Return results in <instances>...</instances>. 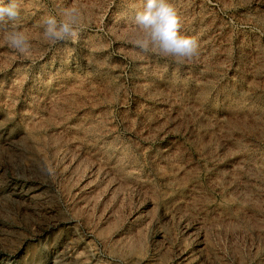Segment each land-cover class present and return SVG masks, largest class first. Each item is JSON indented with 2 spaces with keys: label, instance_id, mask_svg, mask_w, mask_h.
<instances>
[{
  "label": "rangeland",
  "instance_id": "rangeland-1",
  "mask_svg": "<svg viewBox=\"0 0 264 264\" xmlns=\"http://www.w3.org/2000/svg\"><path fill=\"white\" fill-rule=\"evenodd\" d=\"M0 26V264H264V0H171L200 56L135 46L142 0H18ZM80 11L75 41L43 19Z\"/></svg>",
  "mask_w": 264,
  "mask_h": 264
},
{
  "label": "clouds",
  "instance_id": "clouds-1",
  "mask_svg": "<svg viewBox=\"0 0 264 264\" xmlns=\"http://www.w3.org/2000/svg\"><path fill=\"white\" fill-rule=\"evenodd\" d=\"M21 16L18 0H0V26L9 29L5 33L8 46L21 55L31 53L32 43L16 25ZM43 36L53 42L75 41L80 33V11L65 9L58 18L55 15L43 19ZM132 26L137 32L134 43L144 53H155L172 58L177 64L192 62L200 56V46L195 37L182 34V20L171 0H142Z\"/></svg>",
  "mask_w": 264,
  "mask_h": 264
}]
</instances>
